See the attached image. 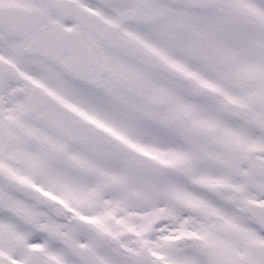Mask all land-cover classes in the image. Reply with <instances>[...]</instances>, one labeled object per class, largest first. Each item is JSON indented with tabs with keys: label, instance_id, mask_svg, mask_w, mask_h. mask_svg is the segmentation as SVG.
<instances>
[{
	"label": "snow or ice",
	"instance_id": "obj_1",
	"mask_svg": "<svg viewBox=\"0 0 264 264\" xmlns=\"http://www.w3.org/2000/svg\"><path fill=\"white\" fill-rule=\"evenodd\" d=\"M0 264H264V0H0Z\"/></svg>",
	"mask_w": 264,
	"mask_h": 264
}]
</instances>
